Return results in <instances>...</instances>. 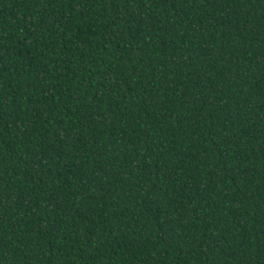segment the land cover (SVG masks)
<instances>
[{"label":"trees","instance_id":"obj_1","mask_svg":"<svg viewBox=\"0 0 264 264\" xmlns=\"http://www.w3.org/2000/svg\"><path fill=\"white\" fill-rule=\"evenodd\" d=\"M0 264H264V0H0Z\"/></svg>","mask_w":264,"mask_h":264}]
</instances>
